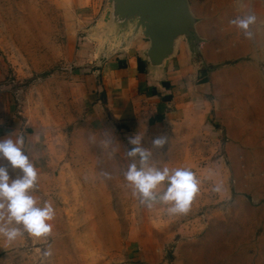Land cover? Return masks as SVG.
I'll return each instance as SVG.
<instances>
[{
    "label": "rangeland",
    "instance_id": "1",
    "mask_svg": "<svg viewBox=\"0 0 264 264\" xmlns=\"http://www.w3.org/2000/svg\"><path fill=\"white\" fill-rule=\"evenodd\" d=\"M71 5L0 0V101L9 104L16 134L35 140L23 135L37 171L29 195L55 212L47 236L9 225L23 234L11 242L0 235V264H264L262 93L221 78L212 95L216 116L206 119L210 130L173 123L150 139L142 164L139 154L128 155L135 146L125 130L90 111V92L75 72L100 45L95 24L80 23ZM83 36L90 46L81 59ZM157 138L165 141L160 147ZM133 163L167 167L170 175L190 169L199 191L188 211L170 214L171 202L159 200L167 180L153 190L156 201L141 204L125 179ZM8 171L10 179L22 174Z\"/></svg>",
    "mask_w": 264,
    "mask_h": 264
},
{
    "label": "crops",
    "instance_id": "2",
    "mask_svg": "<svg viewBox=\"0 0 264 264\" xmlns=\"http://www.w3.org/2000/svg\"><path fill=\"white\" fill-rule=\"evenodd\" d=\"M78 11V20L97 24L104 0H70ZM197 18L195 31L203 38L200 53L205 67L194 69L183 39L176 42L174 55L161 73H147L140 57L146 40L139 35L126 49L98 63L99 55L76 68L81 85L90 92L91 110L97 118L117 123L129 135L131 147L148 153L150 139L166 133L173 123L210 130L206 119L216 116L213 94L221 78L228 77L241 88L261 92L264 103V0H187ZM256 20L249 26L252 37L230 23L247 15ZM81 37L78 58H84L90 42ZM97 56V58H96ZM231 71H239L231 75ZM1 100V97H0ZM259 102V103H260ZM9 104L0 101V139L11 135L15 117ZM168 133V132H167ZM27 143H34L28 134ZM138 139L139 145L131 140Z\"/></svg>",
    "mask_w": 264,
    "mask_h": 264
},
{
    "label": "clouds",
    "instance_id": "3",
    "mask_svg": "<svg viewBox=\"0 0 264 264\" xmlns=\"http://www.w3.org/2000/svg\"><path fill=\"white\" fill-rule=\"evenodd\" d=\"M256 20L254 15H247L245 18H238L230 21L236 24L247 38L252 37V32L248 31L249 26ZM163 138H157L153 141L154 146L160 147L164 144ZM133 145H139L138 139L131 140ZM23 135H17L15 141L11 135L0 139V158L6 159L8 166L0 165V220L6 221L0 223V235L9 242L22 235L19 227H10L13 222L15 225H23V229L36 236H47L52 231V225L47 223L53 219L55 212L50 203L43 207L37 205V201L29 195V190L36 187L37 171L30 162L28 154L24 148ZM139 154L143 164L149 158V153L137 146L129 150V156ZM19 169L21 175L15 179H10L8 167ZM108 177V174L105 173ZM125 179L134 186L133 195L140 197V203L145 204L149 201H156L157 196L153 190L161 182L167 180L166 191L159 196L162 202H171L172 206L167 210L170 214L186 213L194 196L198 193V180L194 173L188 168H176L169 174V168L165 167L162 171L155 168L143 167L138 169L133 163L129 165L125 173ZM219 191V187L213 189ZM151 207V203L148 204Z\"/></svg>",
    "mask_w": 264,
    "mask_h": 264
},
{
    "label": "water",
    "instance_id": "4",
    "mask_svg": "<svg viewBox=\"0 0 264 264\" xmlns=\"http://www.w3.org/2000/svg\"><path fill=\"white\" fill-rule=\"evenodd\" d=\"M187 0H104L92 34L99 40L98 63L123 51L136 35L146 40L140 57L147 73L162 72L183 39L194 69L205 67L200 53L203 38Z\"/></svg>",
    "mask_w": 264,
    "mask_h": 264
}]
</instances>
